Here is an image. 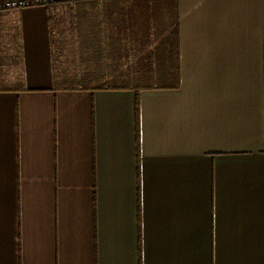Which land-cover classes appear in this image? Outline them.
<instances>
[{
    "label": "crops",
    "instance_id": "0c3cea01",
    "mask_svg": "<svg viewBox=\"0 0 264 264\" xmlns=\"http://www.w3.org/2000/svg\"><path fill=\"white\" fill-rule=\"evenodd\" d=\"M42 1L0 10V264H264V0H176L179 85L138 92L55 87ZM112 1L130 74L156 25Z\"/></svg>",
    "mask_w": 264,
    "mask_h": 264
},
{
    "label": "rangeland",
    "instance_id": "374dc122",
    "mask_svg": "<svg viewBox=\"0 0 264 264\" xmlns=\"http://www.w3.org/2000/svg\"><path fill=\"white\" fill-rule=\"evenodd\" d=\"M156 3L157 10L153 9V7L155 8L153 4L151 7L148 6V11L146 13L142 12L139 8L134 7V15L129 16V18H131L130 20H132L130 25L133 24L137 28V26L147 23L148 19L151 23L156 25V29H153L151 33L149 32L147 36H150V39L157 37L154 40H162L165 37V32L163 31L162 26L166 21V10L168 7L165 0H159ZM168 3L172 5L171 1ZM121 8L120 3H115L113 1L108 6L99 3L91 4V2H85L74 7L63 6L56 11L57 16L66 21L64 27L70 25L72 23L71 21H74L76 24V27L71 28V32L61 35L57 33L55 37L57 38L60 35L56 47L53 48L55 66L58 68V73L60 75L61 72L62 74L70 75L71 73L75 75H92V78L96 75L99 80L102 79L101 81H103L104 79H109V82H112L113 84H124L126 82V80L121 79L124 75L114 73L118 71V69L111 68V66H113V63L118 64L119 54L122 55V57L125 55L132 57L139 56L141 52L134 51L133 49H121L123 40H125L124 31H126V33L128 32L123 24L117 20ZM104 11H108V14L110 12L112 13L110 14V21L108 20L107 23H110L113 32L111 35L115 38L113 45L116 47V50L114 51L108 49L110 43L107 41L106 44L93 43L90 41V36L88 37V42L84 40V38H86V32H90V26L88 25H93L98 28L100 25L99 22L104 20L105 16H109L106 15L107 13H104ZM135 35L137 39V33ZM130 36L131 35H128V37ZM152 79L153 78L148 77L144 78L145 81H151ZM133 81L135 83L141 82L139 77L134 78Z\"/></svg>",
    "mask_w": 264,
    "mask_h": 264
},
{
    "label": "trees",
    "instance_id": "16d2710c",
    "mask_svg": "<svg viewBox=\"0 0 264 264\" xmlns=\"http://www.w3.org/2000/svg\"><path fill=\"white\" fill-rule=\"evenodd\" d=\"M96 0H61L51 1L48 3L47 8L49 10L55 9L60 5H69L72 7L80 5L85 2H95ZM106 1V0H105ZM146 0H142L140 10L144 13L147 11L144 6H147ZM166 10V21L162 26L165 32V37L159 40V43L143 56L140 63V68L132 70L133 73L122 74L121 79L126 80L124 84H113L109 82V79L99 80L96 75L92 78V75H75V74H61L54 76V84L57 88H63L68 90H85L89 88H119L126 89L131 88L135 92L143 89L153 88H176L179 85V73H178V19L176 12V0L173 5L168 4ZM133 12V8H128V13ZM52 16L49 14L48 21H52ZM146 33L148 30L147 24L142 27ZM161 28V27H160ZM168 60L167 68L166 61ZM158 66L162 67V73H158ZM139 77L141 82L135 83L134 78ZM153 78L151 81H145L144 78ZM120 79V78H119ZM137 106V100L135 101ZM137 110V107L135 108Z\"/></svg>",
    "mask_w": 264,
    "mask_h": 264
},
{
    "label": "built area",
    "instance_id": "2783aa9c",
    "mask_svg": "<svg viewBox=\"0 0 264 264\" xmlns=\"http://www.w3.org/2000/svg\"><path fill=\"white\" fill-rule=\"evenodd\" d=\"M42 3H44L42 0H0V10L22 8Z\"/></svg>",
    "mask_w": 264,
    "mask_h": 264
}]
</instances>
